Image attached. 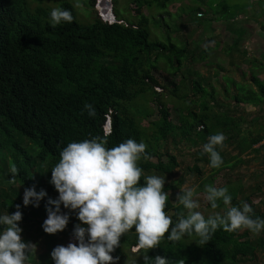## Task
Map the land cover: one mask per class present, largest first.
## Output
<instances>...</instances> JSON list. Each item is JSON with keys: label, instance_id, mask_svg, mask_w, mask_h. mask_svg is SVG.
<instances>
[{"label": "trees", "instance_id": "trees-1", "mask_svg": "<svg viewBox=\"0 0 264 264\" xmlns=\"http://www.w3.org/2000/svg\"><path fill=\"white\" fill-rule=\"evenodd\" d=\"M48 1L0 0V214L15 212L16 205H20L21 210V192L33 186L37 192L44 189L47 195L39 201L38 207L29 204V211L33 215L46 214L50 189H55L50 183L51 168L58 162L60 150L70 141L102 137L105 133L109 148L127 138L143 141L150 158L141 157L138 161L143 169L141 183L150 171L168 173L178 164L172 155L164 162L157 150L170 136L174 141L187 140L197 144L206 143L210 135L218 132L228 135L223 144H235L238 153L228 154L218 145L217 150L223 158V164L214 168L218 171L235 167L242 161L243 151L258 152L264 146L263 142L254 147L264 139V121L260 122L264 112L250 120L258 126L256 130L263 124V133L242 136L240 123L244 118L230 114L229 110L214 109L224 106L225 101L217 97L215 87L199 71L192 73L198 77L188 79L183 74L178 83L161 80L184 72L189 62L200 59H207L204 64L214 68L216 75L219 68L224 69L215 55L210 56L218 41L214 46L200 47L198 43H190L187 37L183 38L186 31L191 32L198 26L202 32L197 40L202 41L212 22L222 20L232 33L223 51L231 57L232 63H235V54L239 53L252 66L251 85L223 74V96L232 95L237 103H252L259 111L264 109V80L255 74V70L264 66V53L263 60H258L243 46V41L250 35L248 23L257 21L264 30V0H191L188 4L193 5L189 9L185 8L187 4L182 7L185 15L176 26L178 31L185 30L183 37L177 38L178 45L171 41L151 40L150 25L156 19L142 11L143 6L162 11L177 0H132L137 8L134 15L128 9L129 18L116 11L119 1L113 0L114 22L101 19L96 12L93 15L91 7L95 0H89L86 2L88 7L80 10L79 4L72 0L57 1L56 8L71 10L74 19L55 27L50 23L52 7ZM83 10H86L87 18L81 22L78 15ZM161 19L163 17L159 16L157 21ZM159 23L170 33L169 25ZM199 48L201 51L197 52ZM159 61L163 62V67L158 66ZM161 68L160 79L156 71ZM230 85L235 87L234 91ZM156 87L162 90L158 91ZM189 90L192 91L191 98ZM166 95L177 99L175 102L183 104L186 110L185 114L181 111L178 115L179 124L170 118ZM150 102L155 103L154 109L158 112L154 119H150L155 112ZM86 104L94 106V116L88 115ZM108 118L111 127L106 131ZM146 118L147 125L143 123ZM201 156L204 161L209 160V154L203 152ZM152 157L158 161H152ZM193 167L199 170L197 165ZM214 176V173L209 175L203 183L212 185ZM224 186L232 196L231 204L241 206L237 200L242 191L241 183L237 181ZM245 198L249 199L247 195ZM206 205L212 212L205 217L218 212L223 214L226 209L222 200L218 201L216 209L208 201ZM252 209L250 215L264 218V210ZM165 211L171 213L173 222L179 214H187L177 198L173 199L169 194ZM31 220L30 215H22L25 228ZM261 233L264 230L253 233L246 228L235 231L217 228L205 243H201L194 233L175 241L168 240L166 233L159 246L149 249L147 255L165 256L172 264H247L248 259L264 250ZM53 240H49L47 250L39 255L45 264H54L50 255ZM136 243L134 229L121 236L120 246L112 253L119 258L118 264H130L133 259H137V264H144L143 254L132 251ZM29 259L33 264H39L31 255Z\"/></svg>", "mask_w": 264, "mask_h": 264}, {"label": "clouds", "instance_id": "clouds-1", "mask_svg": "<svg viewBox=\"0 0 264 264\" xmlns=\"http://www.w3.org/2000/svg\"><path fill=\"white\" fill-rule=\"evenodd\" d=\"M101 11V10H100ZM102 19L114 22L113 17L101 11ZM51 25L71 23L74 19L71 10L53 8L50 11ZM89 116L95 115L92 104L84 106ZM111 127L110 119L105 130ZM107 136H94L89 139L70 141L60 150L58 162L51 168V179L58 192L56 199L49 198L46 207L47 217L42 227L48 234H55L66 228L70 216L61 211L76 212L81 223L73 228L76 242L56 246L50 253L54 264H115L119 259L112 253L120 246V238L130 230L135 231L137 243L134 253L143 254L144 264H172L165 256L147 255L149 249L159 246L167 233L168 240H180L185 235L196 234L201 243L209 241L217 228L235 231L246 228L253 233L264 230V218L250 215L253 209L244 202L241 206L232 205L228 187L205 185L206 200L213 209L218 201L226 206L223 214L215 213L205 217L194 199L195 187L181 189L177 200L187 210L179 214L175 222L166 214L168 193L164 191L165 177L159 175L141 177L143 169L138 161L149 159L145 152L147 145L127 138L111 148L107 147ZM223 132L212 134L203 144V152L209 154L210 166L218 168L223 158L217 150L225 140ZM47 195L44 189L25 188L23 205L39 206V201ZM54 206V207H52ZM20 205L16 211L0 214V264H27L35 246L21 238L22 220ZM143 250V251H142ZM127 264V262H126ZM130 264H137L133 259Z\"/></svg>", "mask_w": 264, "mask_h": 264}, {"label": "rangeland", "instance_id": "rangeland-1", "mask_svg": "<svg viewBox=\"0 0 264 264\" xmlns=\"http://www.w3.org/2000/svg\"><path fill=\"white\" fill-rule=\"evenodd\" d=\"M57 1L62 0H49L48 4L51 5L52 9L56 8L58 5ZM73 2H76L78 10L82 8H86L87 3L89 0H84L83 3L79 2V0H72ZM101 0H95L93 3V15L96 14L102 19L101 11L99 9V4ZM108 4V6L111 7L113 11L114 2L113 0H104ZM119 2L116 3V11L124 17L129 18L128 16V9L129 13L131 15L135 14V9L137 8V5L132 0H118ZM191 0H177L174 2L169 3L166 8H164L162 11L157 8H147L146 6H143L142 11L145 14H148L151 18L156 19V21L151 22L150 25V31H151V40L157 39L165 42H173L176 45H178L177 38L183 37V34L185 33V30L178 31V27L180 18L184 17L185 12H182L181 9L184 5L185 8H190ZM234 1V0H230ZM256 1V0H252ZM87 2V3H86ZM127 4V6H126ZM201 8L205 11V7L201 6ZM78 15V19L80 18V21L87 18L86 10L81 11ZM103 12V11H102ZM161 16L163 19L158 20L159 22L163 23V25H169V32H166L163 27H160V23L157 21V18ZM113 17V16H112ZM152 19V20H153ZM183 21V20H182ZM82 22V21H81ZM109 22H112V20H109ZM195 28L188 32L186 31V35H184L183 38L187 37L189 39L190 43L199 44L200 47L204 46H214L216 41L219 42L217 48H213V50L210 52V56L215 55L216 61L221 64L224 69H218L220 70L217 75L215 74V70L212 67H209L204 64L207 59H200L197 61L189 62V60H186L185 62H189L187 64V67L185 68L184 72H178L174 73L173 76L171 75L167 76V78H162L160 75L162 74V68L160 71H156V74L159 76V78L164 81L165 83L175 82L178 83L182 79V75L184 74L187 79L190 76L198 77L197 75H193L192 73L197 70L201 73L202 76H205L210 83L215 87L217 93V97L224 99V106H215L214 109L216 111H224L229 110V113L232 115L239 116L241 115L244 119L240 123L241 128V135L242 136H251L250 134H262L263 129L262 125H259V130H256L258 126L256 123L251 122L250 120L254 115H259L264 112V109H261L259 111V107L255 106L252 103H237L235 102L232 95H227L226 98L223 96L224 86L225 82L222 78L223 74H228L229 76L233 77L234 81H240L247 83V85H251V63L249 61L243 60L244 57L241 54H235V57L233 61L235 63H232V60L230 61L231 57H227L225 51H223V46H226L228 42H230L232 33L227 30L225 22L222 20L213 21L212 26L209 30L204 32L203 40H197V38L200 36V33L202 32V28L198 26H194ZM248 27L250 30V35L246 37V39L243 41V46H245L248 50L249 55L255 56L258 60L262 59V54L264 53V30L259 26L257 21H252L248 23ZM181 36V37H180ZM213 37L212 39H208L209 37ZM197 52L201 51V48L196 49ZM236 53V52H235ZM234 54V53H233ZM209 56V57H210ZM261 62V61H260ZM158 66L163 67V62L159 61ZM165 66V65H164ZM259 70V71H258ZM258 70H255V74L261 79L264 80V66H261ZM166 71V70H165ZM165 71H163V74H165ZM167 72V71H166ZM168 73V72H167ZM186 79V81H187ZM230 87L233 88L234 86L230 85ZM158 91H161L162 89L160 87H156ZM189 98L193 97L192 91H188ZM166 105L170 110V118H172L173 122L175 124H179L180 120L178 115L182 111L184 114L186 113V110L183 108V104L176 103L177 99L170 98V96L166 95ZM263 108H264V101ZM150 105L155 108V103L150 102ZM196 108V107H195ZM182 109V110H180ZM197 110V109H196ZM154 114L150 117V119H154L157 117L158 112L156 109H154ZM264 121L263 116L260 117V122L262 123ZM143 123L147 125L148 118L143 120ZM201 127V126H200ZM227 138L228 135L224 134ZM264 142V139H262L259 143L255 144L254 147H258L260 144ZM203 144L202 142L193 144L190 141L182 140V141H174L172 137L170 136L168 140L162 141L160 147L157 148L158 152L161 154V159L166 162L169 160L170 155L174 156L177 165L172 169L171 172L168 173H162L158 171H150L148 175H159L165 177V184L164 187H167V193L173 197V199H176L178 194H180L181 189H186L189 187H195L196 189V195L194 196V199H196L199 202V208L195 209L197 211H201L204 215L209 214L212 212V209L207 207L206 203V189L205 185L206 183H203L206 181V178H208L209 175L215 174L214 179L212 181V185L215 187H222L224 185L232 184L234 182L239 181L242 185V191L238 193L237 200L240 201V205L242 203L246 202L251 205V207L258 209L259 211L264 210V146L260 148L258 152L254 150L250 151H243L241 153L242 161L236 164L235 167L229 168L225 167L221 170H214V167L210 166V161H204L201 156L203 153ZM220 150H223L227 152L228 154L235 155L238 153V149L235 147V144L231 143H225L220 146ZM227 154V155H228ZM152 161L157 162L158 158L152 157ZM193 165H197L199 167V170H196ZM216 171V172H215ZM51 193L48 196L47 200L49 198L56 199L58 197V192L56 189H50ZM23 195H24V189L21 192V198L20 202L23 205ZM245 195L249 197L247 200L245 198ZM30 205L24 206L21 209L23 214H28L32 217V220L28 223V226L25 228V223L21 221L22 224V232H21V238L24 240L25 238H28V242H31L35 246L33 247V250L31 252V258H36L37 261H39V264H45V261L43 262L41 259H39V255L47 250V246L49 245V240H53L51 249L53 250L58 245H67L69 242H76L74 236H73V228L74 225L77 223H81L77 216L76 212L65 209L63 205H61V211L69 213L70 219L66 226V228L62 231H58L55 234H48L43 230L42 224L44 220L47 217V212L44 215H33L29 211ZM167 215L171 216V213H168ZM259 235V234H258ZM264 238V233L260 234ZM253 237V236H252ZM133 248V247H132ZM249 261L247 264H264V250H260L257 252L256 257L248 259ZM119 263V259L115 262V264ZM27 264H33L32 261L29 259Z\"/></svg>", "mask_w": 264, "mask_h": 264}, {"label": "bare ground", "instance_id": "bare-ground-1", "mask_svg": "<svg viewBox=\"0 0 264 264\" xmlns=\"http://www.w3.org/2000/svg\"><path fill=\"white\" fill-rule=\"evenodd\" d=\"M100 2L101 3L99 4V9L101 11H103V13L106 14L107 16H110V17L113 16L114 13H113L111 7L108 6V4L106 3V1L101 0Z\"/></svg>", "mask_w": 264, "mask_h": 264}]
</instances>
